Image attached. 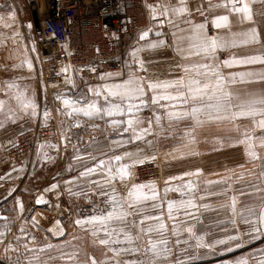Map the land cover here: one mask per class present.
Returning <instances> with one entry per match:
<instances>
[{
	"label": "crops",
	"instance_id": "1",
	"mask_svg": "<svg viewBox=\"0 0 264 264\" xmlns=\"http://www.w3.org/2000/svg\"><path fill=\"white\" fill-rule=\"evenodd\" d=\"M221 2L222 0H184V6L187 8L184 14L169 13L166 17L161 15L164 11L163 6L179 7L181 6L180 0H157L151 5L153 25L149 28L151 30L149 36L141 41L139 39L141 33L130 51L125 70L110 72L111 77L107 74L103 82L99 81L100 86L121 83L128 78L129 72L144 78L145 85L148 80L170 81L185 76L183 66L199 63L202 60L196 55L184 58L187 55L188 41L183 38L187 37L189 32L180 31V29L187 30L199 24H205V31L209 37L223 36L237 42L236 47L217 51L216 55L219 61L233 56L242 58L264 55V3H261L260 0L251 3L254 22H247L243 21L240 15L230 13L224 7L210 8V3L215 5ZM23 5L21 2H9L0 6V17H4V20H0V99H5L8 94L5 82H10L9 73L15 71L17 62L23 60L27 53L26 38L23 36L21 25L18 29L5 27V22L10 24L7 19L10 13L16 14L15 12H17L21 17L22 15L26 16L29 21L31 18L34 19L29 9ZM19 8H23V10ZM154 14L155 19L153 18ZM221 15L229 16L230 25L228 28L217 29L213 26L214 17ZM187 21H190L191 24ZM175 25H179V29ZM210 25L213 28L211 33L208 32ZM253 27L258 32L259 42L239 43L245 39L239 34ZM16 32L19 33V36H14ZM174 33L175 35H173ZM234 33L236 35H233ZM9 37L13 38L9 39ZM158 41L164 43L154 49L148 48L149 43ZM137 49L140 51H138L136 59L143 62V68L146 71L140 70L141 65L134 62L131 55ZM181 49L185 51H181ZM220 71L225 77L237 72H264V64L239 65L231 68L222 66ZM96 79L94 77L88 80L87 86L81 88L83 91L77 96L58 92L53 95L49 104L43 103V115L40 113L42 115L41 124L38 125L49 123L48 116L53 115L57 118L60 131L58 138L40 145L27 175H22L23 168L14 164L5 169L1 175L0 216L7 217L8 220H0V231L6 232L4 237H0L4 241L0 243V264H17V260L20 261V264H28L29 260L36 264L34 260L36 256L39 257L40 264H91L90 258H95L98 264L101 262L109 264L114 256L113 252L109 251L107 246L98 243V239L104 238V234L100 233L99 238L94 237L89 226L80 227L75 223L77 219L111 210L110 205L106 203L109 196H101V189L92 181H100L104 184L105 190L110 195H116L121 203H124L128 198V193L134 190L133 185H152L157 193L158 201L163 205L162 208L154 209L151 200L137 204L136 211L141 214L129 216L126 221L127 230L134 237L133 242L112 244L110 247H136L139 248V252L124 254L116 259L144 260L146 262L152 259V255L146 252L149 248V241H157L160 237L156 233L145 234L140 231V227L146 229L149 225L157 223V221L151 220L140 225V220L144 215L162 216V222L167 226L164 235L169 241L172 253L166 261H158V264H177V261H183V264H218L220 260H227L225 258L229 256L239 260L247 258L251 256V252L264 245V231L254 234L256 238H253L246 234L249 232V225L242 223L239 215L236 217V225L231 222L233 219L230 210L231 197H237L238 213L246 208H254L259 212L261 204L264 203V176L261 175L264 172V147H260L257 142L255 151L261 154L258 156L261 159L256 160L247 154L245 144L237 142L243 139L245 131L254 136L262 134L260 129L253 131L251 118L238 119L233 123L209 120L205 115H201L199 117L203 121L201 124H197L194 120L173 121L170 124L166 116V111L169 109L153 105L151 99L156 93L148 91L146 88L144 100L148 102L147 106L141 105L139 112L134 117V119L144 121L137 129V132L144 138L133 140L131 130L123 131L126 124L120 126L111 124L113 119L123 120L128 115L94 116L92 118L82 114H74L72 117L66 115L70 109L62 103V99L65 97L79 99L82 103L98 99L99 104L104 105L103 96L97 98L89 92L90 87L93 89L98 87V79ZM232 90L239 92L243 98H247L249 93L264 96V82L238 83L232 87ZM158 92L160 94H176L175 89L158 90ZM46 93H44L45 99ZM50 97L52 96L50 95ZM161 103H175L179 105L177 109H174L177 111L191 109L198 104L193 101H189L187 104H182L181 101H161ZM45 110L48 111L47 117L44 116ZM155 115L163 117L159 124L155 122ZM22 118L18 127L23 130L29 129L30 118L24 113ZM149 120L153 121L151 133L145 134L140 130L149 127ZM13 128V130L8 129L4 133L12 134L11 132L15 130L16 126ZM114 141L130 142L123 143L121 146L115 144ZM148 141H151V144ZM13 142L14 137L8 139V143L11 145ZM139 150H143L139 153L140 158L144 159L143 163L156 159L160 161L162 171L159 177L150 180H131L134 167L140 163L130 169L129 177L121 180L117 176L116 179L111 180L110 184L106 183L109 174L105 169H97L94 175L87 178L80 177V173L86 167L94 166L99 160H107L115 155L138 152ZM153 156L155 159H152ZM77 157L80 159H76ZM120 163H131V161L124 159ZM197 170L201 173L198 176L184 175L185 173H195ZM114 174L113 170L112 175ZM172 177H183V180L170 181ZM189 180L198 187L197 205L207 204L209 208H200L198 211L199 221L202 223L185 218L181 214L180 219H186L187 224L180 225L177 236L173 234V225L178 221L168 218L167 201L180 200L182 197L176 191L165 192V189L175 188ZM218 180L226 182L207 183ZM168 181L170 183H166ZM54 184L57 185L56 188L52 187ZM253 185L260 190L255 191ZM113 188L115 193H112ZM241 189L244 190V195H240ZM142 191L149 192V189L145 188ZM209 193L213 194L209 195ZM200 196L206 198L201 200ZM183 198L187 199L188 196L185 195ZM37 200H42V202L37 203ZM125 207L127 208V204ZM59 211H65L64 218L61 219L57 216ZM128 211L131 212L132 209H128ZM5 223L8 224L10 231L4 228ZM190 225H194L197 235L204 237V244H211L213 247H196V241L191 239L184 230ZM113 226L120 225L117 223ZM21 228L24 229L23 232L20 231ZM231 236H238V241L230 240ZM32 237L35 239L33 240ZM120 239L121 241L125 240L123 235L120 236ZM177 239L181 243L177 244ZM221 239L226 240L227 243H216ZM237 242L242 247L236 248ZM25 243L29 248L37 250L41 247L46 248L49 244L53 247L46 248L44 252L30 253L23 247ZM230 247L234 250L228 251ZM64 253H76V258L74 260H68L66 256L61 258ZM50 257L52 259H49ZM249 263L251 264L252 261L250 260Z\"/></svg>",
	"mask_w": 264,
	"mask_h": 264
},
{
	"label": "snow or ice",
	"instance_id": "2",
	"mask_svg": "<svg viewBox=\"0 0 264 264\" xmlns=\"http://www.w3.org/2000/svg\"><path fill=\"white\" fill-rule=\"evenodd\" d=\"M255 0H222L220 4L212 5L211 7H224L230 13L240 15L243 21L254 22L253 11L251 8V3ZM261 3H264V0H260ZM179 7H169L163 6L164 11L161 13L163 16H168L169 13L175 15H182L187 11L186 6H184V0H180ZM203 14V13H202ZM14 18L15 14H11ZM155 19V14L153 16ZM0 20H4V17H0ZM187 23L191 24L190 21ZM213 26L217 29L228 28L230 25L229 16L221 15L214 17ZM12 25L5 22V27H11ZM179 29V25H175ZM205 24H199L192 26L190 29H180V31H188L189 35L183 39H187L188 48L187 55L185 59L189 58L191 55H196L201 57L202 62L195 63L192 65L183 66V71L185 76H182L175 80L170 81H153L148 80L145 85V80L142 77L136 76L133 72H129L128 78L123 80L121 83H115L111 85L98 86L96 89L89 88V92L93 93L97 98L103 96L104 105L99 104V100L94 101H85L82 103L79 99H73L70 97H65L62 99L63 105L70 109L66 113L67 116L72 117L74 114H82L85 117L92 118L94 116H125L128 115L129 118L124 120L113 119L111 124L113 126H120L126 124L123 131L128 132L129 130L133 133V140H140L144 137L137 132V127L144 123V121L134 119L137 113L140 110V106H147V101L144 100L146 95V88L148 91L156 93L152 96L151 103L157 105L160 108L169 109L166 111V116L171 124L173 121H183V120H194L197 124L203 123L200 120L201 115H205L209 120L217 121H229L235 122L238 119L242 118H251L253 120V131L255 129L261 130L260 136H254L248 131H245L243 134V139L237 141L238 143H243L247 146V154L252 159H258V154L255 151V147L258 145L264 147V96H260L254 93L247 94V98H243L239 92L233 91L232 87L238 83H255V82H264V72L248 71V72H237L231 73L229 76L225 77L224 74L220 71L221 67H234L239 65H252V64H264V55H254L248 57H230L223 61H219L216 55L218 50H225L227 48H232L237 46V42L233 40L226 39L223 36H213L209 37L205 31ZM151 30H146L139 37L141 41L145 40L149 36ZM157 35H160L157 33ZM175 35V33L173 34ZM233 35H236L235 33ZM239 35L245 37L244 40L240 41L241 44L249 43H258V32L255 27L249 29L246 32H242ZM14 36H19V33H14ZM13 37H9L12 39ZM163 41L149 43L148 48H156L163 44ZM140 49L134 50L131 55L134 59V62L141 65L140 70L146 71L143 68V62L138 61L137 53ZM181 51H185L181 49ZM24 63H27L28 68L32 69V64L30 61L25 60ZM23 65H17V67H22ZM95 71V69H92ZM63 71L67 72V68ZM111 77V74H108ZM203 77V79H201ZM103 79V77H102ZM187 81V82H186ZM66 82L71 83L70 80ZM8 90H16L14 96L9 97V99H14L17 102V105L22 109L27 111L31 109L32 116L36 115L35 108L36 105L34 100L29 98L21 89L18 84L15 82H5ZM72 87H75L72 84ZM102 88V90H101ZM175 89L176 94H160L158 90ZM161 101H181L182 104H187L189 101L198 102L197 106H193L191 109H185L183 111H177L179 105L175 103H165L162 104ZM138 102V103H137ZM8 104L7 100L0 99V113L3 112L5 105ZM80 105V106H78ZM8 113L14 114V109L9 106ZM6 117L12 122H15L12 115L5 113ZM44 116H48V111L45 110ZM259 117V119H257ZM155 122L157 124L163 119L160 115H155ZM153 121L149 120L148 128H142L140 131L145 134L151 133V125ZM79 126V125H75ZM190 135V134H189ZM194 139V138H193ZM130 141H114L115 144L128 143ZM151 144V141H148ZM138 152H125L123 155H115L114 157L107 160H99L97 164L92 167H86L83 172L80 173V177L87 178L94 175L97 172V169H105L107 171L108 179L106 183H111V180L116 179L118 176L121 180L126 179L130 176V169L135 166L137 163L142 164L144 159L140 158ZM76 159H80L77 157ZM95 159V157H92ZM128 159L131 163H120L122 160ZM152 159H155L153 156ZM113 170L115 174L112 175ZM200 171L197 170L195 173H185V176L191 175H200ZM264 176V172L261 173ZM181 179L183 177H172L171 180ZM170 181L166 183H170ZM225 180L218 181H208V184H221L225 183ZM96 184L98 188L101 189V196H109V199L106 201L110 205L108 211H101L99 214H93L89 217H84L82 219H77L75 221L76 225L80 227L89 226L94 237L99 238L100 233L104 234V238H99L98 243L102 246H107L109 251L113 252L114 256L109 261V264H158V261H166L172 253V249L169 246V241L165 237V231L167 226L162 222V216H148L144 215L140 220V225H143L145 221L155 220L156 224L149 225L146 229L140 227V231L145 234L156 233L159 235L160 239L157 241H149V248L146 250L147 253L152 255V259L147 262L144 260H119L116 257H120L124 254H134L139 252V248H111L112 244H120L123 242L132 243L134 237L131 235L130 231L127 230L126 221L129 216L140 215V212L136 211L137 204L145 203L149 200L153 201L152 207L154 209L162 208V203L158 201L157 193L154 186L152 185H133V191L128 193V198L121 203L116 195H110L108 191L105 190V185L100 181H92ZM53 188H56L57 185H52ZM148 188L149 192H143L142 190ZM255 191L260 189L253 185ZM176 191L180 193V200H171L167 201V212L168 218L170 220L178 221V223L173 225V234L179 235L178 229L180 225L187 224L186 219H180L181 214L183 217L190 218L192 220L199 221L198 211L200 208L208 209L209 205L202 204L197 205L196 198L198 195V187L191 180L186 183L177 186L175 188H166L167 191ZM112 193H115V189H112ZM213 193H209L212 195ZM245 192L243 189L240 190V195H244ZM185 195L188 196L187 199L183 198ZM201 200H204L205 196L199 197ZM42 200H37V203H41ZM238 200L236 196L231 197L230 210L232 214V224L236 225V217L239 215L240 221L244 224L249 225V232L247 235L253 236L264 231V203L261 204L259 212L254 208H246L237 212ZM127 204V208L125 207ZM223 207V206H222ZM132 209V211H128ZM196 211H193V210ZM22 211V205H21ZM0 220L7 221V217L0 216ZM119 224L120 226H113L114 224ZM4 228L10 231L8 224L5 223ZM191 239L196 241V247H209L212 248L211 244H204V237L202 235H197L194 225L187 226L184 229ZM21 232L24 231L23 228L20 229ZM63 232L61 231V235ZM6 235L5 231H0V237ZM123 235L125 240L121 241L120 236ZM19 240V238H17ZM34 240L35 238L32 237ZM230 240L239 239L238 236L229 237ZM4 241L0 239V243ZM176 243L179 244L181 241L176 240ZM187 243V241H185ZM218 244H226V240L216 241ZM162 246V247H161ZM10 247V246H9ZM27 252H44L46 248L50 249L53 246L47 245L41 247L38 250L34 248H29L28 244L23 245ZM236 248L242 247V245L237 242L235 245ZM233 248H228V251H233ZM67 257L68 260H74L76 258V253H64L61 258ZM49 259H52L51 257ZM91 264H98L95 258H90ZM36 264H40L39 257H34ZM252 261V264H264V250L261 251L260 257H247L241 258L236 262V264H249V261ZM17 264H20V261L17 260ZM28 264H33L32 260L28 261ZM104 264V262H101ZM177 264H183V261H177Z\"/></svg>",
	"mask_w": 264,
	"mask_h": 264
},
{
	"label": "built area",
	"instance_id": "3",
	"mask_svg": "<svg viewBox=\"0 0 264 264\" xmlns=\"http://www.w3.org/2000/svg\"><path fill=\"white\" fill-rule=\"evenodd\" d=\"M156 1L0 0V6L21 2L29 9L48 92L77 95V84L84 87L91 78L125 70L138 37L153 25L151 5ZM208 32H213L211 25ZM66 68L67 72L63 71ZM48 119L45 125L21 132L8 150L11 161L27 171L40 145L59 136L57 118L50 115ZM134 173L136 180L152 179L161 173V165L157 161L141 164ZM65 215L64 211L57 214L61 219Z\"/></svg>",
	"mask_w": 264,
	"mask_h": 264
},
{
	"label": "rangeland",
	"instance_id": "4",
	"mask_svg": "<svg viewBox=\"0 0 264 264\" xmlns=\"http://www.w3.org/2000/svg\"><path fill=\"white\" fill-rule=\"evenodd\" d=\"M19 9L23 10V8H19ZM15 13L16 14H15L14 18L11 15L12 13H10L7 16V19L9 20L10 24L12 25L11 27H14L15 29H18V27L21 25L20 27L22 29L23 36H25V38H26L27 53L25 54L23 60L21 59L19 62H17L18 65H23V66L22 67H16L15 71H12L9 73V80H10V82H15L16 84H18L20 86V89L29 98L34 100V103L36 105V108H35L36 115L32 116V114H31L32 110L31 109H28L27 111L22 110L17 105V102L14 99H9V97L14 96L16 94V90L15 89L8 90V94H6V98L4 99V100L8 101V104L5 105L3 112L0 113V177H1V175H3V172L5 169L13 166L12 164L20 167V165L14 163L8 157V150L15 143L18 135L24 131L23 129L18 127L19 126L18 123H21V121L23 119L22 118L23 113L25 114V116L29 117L31 120L30 128L38 126V124H41L40 123L41 122V116L43 115V103L45 104L47 102V104H49L50 100H52L51 98L54 97L53 95L58 93L57 92L53 95L51 92L48 93L49 90H48V87L46 86L45 81H44V74H45L44 64L42 62V59L40 58L38 46L36 45L34 38H33V32H34V28H35V23L33 21L34 19L32 20V18H31L29 21V19L26 16L22 15V17H21L20 15L17 14V12H15ZM27 13L29 15L28 11H27ZM128 59H129V57H128ZM25 60L31 62V64H32L31 70L28 68L27 63H24ZM114 71H116V70H114ZM106 76H107V74L103 76V79H102V77L97 78L98 79V84H97L98 86L101 85L100 83L103 82V80ZM99 81H100V83H99ZM81 88H83V86H80V84L79 85L77 84L76 89L79 90V93L77 95L82 93L83 90H81ZM45 92H47L46 93V99L44 96ZM63 93H65V92H63ZM65 94H67V93H65ZM50 95L52 97H50ZM77 95H73V96H77ZM9 106H11L14 109V114L8 113V107ZM5 113H7L8 115H12L15 122H12V120L8 119L5 115ZM40 113L42 115H40ZM127 119H128V116H125V118L123 120L126 121ZM13 126H16V128L14 130L15 132L13 131L14 133L13 132H11L12 134L4 133L8 129L13 130L14 129ZM138 128L139 127H137V129ZM21 130H23V131H21ZM13 137H14V142L11 145L10 143H8V139H12ZM257 154H258V152H257ZM260 155L261 154H258V156H260ZM34 158H35V156H34ZM259 159H261V158L259 157ZM256 160H258V159H256ZM154 161L159 162V164L161 165V163L158 159L152 160L149 162H154ZM149 162H146V163H149ZM143 164H145V163H143ZM140 165H137L134 167V169H133L134 172L136 171L137 167H140ZM27 170L28 169L24 168L22 171L23 173H21V174L27 175L30 172V171L27 172ZM161 171H162V169H161ZM134 172L131 176V180H136V179H134L136 176ZM160 174L155 175L153 177L154 178L159 177ZM146 180H150V179H146ZM136 181H140V180H136ZM19 187H21V185H19ZM262 250H264V245L257 248L255 251L251 252L252 254H250V255L251 256L254 255V258L260 257ZM223 257H225V256H223ZM230 257L231 256L226 257L225 259H227V260H220L222 262L219 261L218 264H236V262L239 260L236 257H232V258H230ZM197 264H206V263H197ZM208 264H211V263H208Z\"/></svg>",
	"mask_w": 264,
	"mask_h": 264
}]
</instances>
